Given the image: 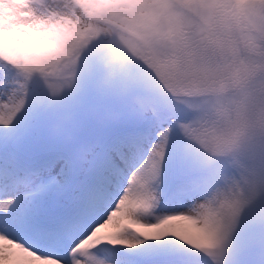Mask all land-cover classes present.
Segmentation results:
<instances>
[{"label":"snow or ice","instance_id":"1","mask_svg":"<svg viewBox=\"0 0 264 264\" xmlns=\"http://www.w3.org/2000/svg\"><path fill=\"white\" fill-rule=\"evenodd\" d=\"M103 55L101 47L90 56L72 91L53 98L37 83L19 106L4 103L16 71L0 72V238L38 264H243L264 252L260 181L228 246L187 243L181 217L232 171L229 162L194 150L188 114L137 73L105 77ZM138 172L142 187L132 183ZM125 200L134 212L110 220ZM97 233L95 247L74 251ZM0 264L29 262L5 248Z\"/></svg>","mask_w":264,"mask_h":264},{"label":"clouds","instance_id":"2","mask_svg":"<svg viewBox=\"0 0 264 264\" xmlns=\"http://www.w3.org/2000/svg\"><path fill=\"white\" fill-rule=\"evenodd\" d=\"M101 47L105 77L137 73L188 114L194 150L229 162L232 171L181 217L194 248L228 246L264 182V0H0V72L17 76L4 103H26L37 83L53 98L72 91ZM144 176L132 183L144 186ZM134 209L122 201L109 219ZM98 241L99 233L74 251ZM5 248L38 264L0 238Z\"/></svg>","mask_w":264,"mask_h":264},{"label":"trees","instance_id":"3","mask_svg":"<svg viewBox=\"0 0 264 264\" xmlns=\"http://www.w3.org/2000/svg\"><path fill=\"white\" fill-rule=\"evenodd\" d=\"M249 264H255V263H249Z\"/></svg>","mask_w":264,"mask_h":264}]
</instances>
